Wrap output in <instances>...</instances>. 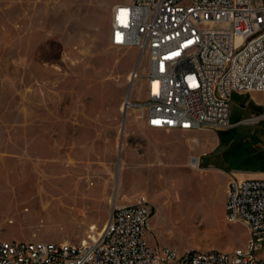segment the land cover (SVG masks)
<instances>
[{
    "label": "rangeland",
    "instance_id": "rangeland-1",
    "mask_svg": "<svg viewBox=\"0 0 264 264\" xmlns=\"http://www.w3.org/2000/svg\"><path fill=\"white\" fill-rule=\"evenodd\" d=\"M123 1L0 0V238L80 244L145 195L153 244L244 248L227 189L264 171V91L235 92L224 129L148 127L125 111L146 96L148 60L111 42Z\"/></svg>",
    "mask_w": 264,
    "mask_h": 264
},
{
    "label": "built area",
    "instance_id": "built-area-1",
    "mask_svg": "<svg viewBox=\"0 0 264 264\" xmlns=\"http://www.w3.org/2000/svg\"><path fill=\"white\" fill-rule=\"evenodd\" d=\"M111 42L148 60L145 98L126 100L148 127L224 129L235 92L264 91V0H125L114 7ZM151 215L142 195L116 205L86 243L0 238V264H264V178L228 184L226 218L250 232L232 252L153 244Z\"/></svg>",
    "mask_w": 264,
    "mask_h": 264
},
{
    "label": "bare ground",
    "instance_id": "bare-ground-1",
    "mask_svg": "<svg viewBox=\"0 0 264 264\" xmlns=\"http://www.w3.org/2000/svg\"><path fill=\"white\" fill-rule=\"evenodd\" d=\"M132 79V83H133V78H131ZM127 110V105L125 104V111ZM127 112V111H126ZM192 164H193V167L195 166V167H198V165H199V159L198 158H193L192 159ZM191 164V165H192ZM47 181L48 180H50V179H46ZM68 199V198H67ZM70 199V198H69ZM58 201H60V200H58ZM115 203H117V199H116V195L113 197V199H112V204L114 205ZM96 228V226L95 225H93L92 227H91V229L92 230H94ZM103 229V228H102ZM102 229L100 230V231H98V232H94V233H91L90 235H89V237L88 238H90V239H96L97 238V235L99 234V233H101V231H102ZM87 238V239H88ZM87 239L86 240H83L82 242L83 243H86L87 242Z\"/></svg>",
    "mask_w": 264,
    "mask_h": 264
},
{
    "label": "crops",
    "instance_id": "crops-1",
    "mask_svg": "<svg viewBox=\"0 0 264 264\" xmlns=\"http://www.w3.org/2000/svg\"><path fill=\"white\" fill-rule=\"evenodd\" d=\"M238 178H264V171H244L237 174Z\"/></svg>",
    "mask_w": 264,
    "mask_h": 264
}]
</instances>
